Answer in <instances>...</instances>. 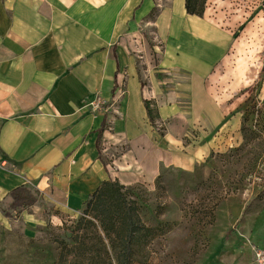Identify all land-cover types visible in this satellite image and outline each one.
I'll use <instances>...</instances> for the list:
<instances>
[{
  "label": "rangeland",
  "instance_id": "1",
  "mask_svg": "<svg viewBox=\"0 0 264 264\" xmlns=\"http://www.w3.org/2000/svg\"><path fill=\"white\" fill-rule=\"evenodd\" d=\"M205 12L238 44L207 70L205 92L189 90L185 73L178 80L188 90L173 95L163 87L164 104L144 91L139 96L132 80L145 85L148 65L141 59L132 69L120 67L115 92L88 101L91 111L107 114L101 140L106 177L135 187L142 220L154 232L146 245L135 247L134 264H254L255 249L264 248V0H205ZM245 69L249 83L240 87L235 82ZM128 87L131 115L148 139L133 136L125 125L121 109ZM145 100L158 109L153 125ZM52 179L50 186L43 181L32 188L37 204L13 219L1 210L10 199L0 203V264H58L62 254L63 264H89L80 248L94 238L81 222L89 217L88 199L80 209L68 207V189Z\"/></svg>",
  "mask_w": 264,
  "mask_h": 264
},
{
  "label": "crops",
  "instance_id": "2",
  "mask_svg": "<svg viewBox=\"0 0 264 264\" xmlns=\"http://www.w3.org/2000/svg\"><path fill=\"white\" fill-rule=\"evenodd\" d=\"M205 13L188 15L185 0H0V203L19 186L54 178L69 191L68 207L80 209L109 180L95 137L107 114L91 111L90 97L115 92L120 67L141 59L145 85L132 80L139 96L163 103V87L188 90L178 80L185 73L189 90L205 92L207 70L238 45ZM248 74L240 71L236 85L247 86ZM130 97L128 87L121 114L139 135Z\"/></svg>",
  "mask_w": 264,
  "mask_h": 264
},
{
  "label": "trees",
  "instance_id": "3",
  "mask_svg": "<svg viewBox=\"0 0 264 264\" xmlns=\"http://www.w3.org/2000/svg\"><path fill=\"white\" fill-rule=\"evenodd\" d=\"M185 8L188 15L202 17L205 12V0H185ZM144 105L147 118L152 125L155 124L159 118L155 103L145 100ZM105 123L106 120L97 131L96 148L99 159L101 140L106 130ZM242 131L247 138L250 128L245 125ZM258 133H261V130ZM162 178L161 175L157 178L158 186L161 185ZM134 190L135 187H126L118 180H106L85 202L84 215L91 219L83 217L81 222L85 223L86 232H94V238H90L91 243L83 241L80 248H85L82 254L89 264H134L135 247L146 245L153 239V229L147 227L142 220V206L139 205V200L133 197ZM36 192L25 185L11 190L7 207L1 208L2 214L8 219H13L27 208L36 205ZM211 211L207 213L208 218ZM64 256L60 255L58 264H63Z\"/></svg>",
  "mask_w": 264,
  "mask_h": 264
},
{
  "label": "built area",
  "instance_id": "4",
  "mask_svg": "<svg viewBox=\"0 0 264 264\" xmlns=\"http://www.w3.org/2000/svg\"><path fill=\"white\" fill-rule=\"evenodd\" d=\"M254 264H264V248L255 249Z\"/></svg>",
  "mask_w": 264,
  "mask_h": 264
}]
</instances>
